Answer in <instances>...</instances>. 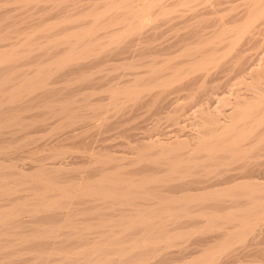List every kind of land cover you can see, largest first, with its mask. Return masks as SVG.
Wrapping results in <instances>:
<instances>
[{
    "label": "bare ground",
    "instance_id": "bare-ground-1",
    "mask_svg": "<svg viewBox=\"0 0 264 264\" xmlns=\"http://www.w3.org/2000/svg\"><path fill=\"white\" fill-rule=\"evenodd\" d=\"M82 1L0 7V264H264L241 261L264 237V63L245 52L264 50V0H248L232 21L222 10L237 5L216 7L226 0ZM227 70L252 88L225 100L228 110L193 107L205 121L194 125V147L176 133L132 144L127 159L92 145L96 124L75 123L124 98L191 93ZM184 109L183 118L194 112ZM50 118L70 128L46 143L37 129ZM66 142L85 151L84 169L65 160ZM253 232L263 237L233 247Z\"/></svg>",
    "mask_w": 264,
    "mask_h": 264
},
{
    "label": "rangeland",
    "instance_id": "rangeland-1",
    "mask_svg": "<svg viewBox=\"0 0 264 264\" xmlns=\"http://www.w3.org/2000/svg\"><path fill=\"white\" fill-rule=\"evenodd\" d=\"M1 1V0H0ZM8 1V0H7ZM9 1H12L11 3L9 2H7V5H5L4 4V1H2L1 3V5L3 6H6V8H5V11L8 9L9 11H11V10H17L16 9V7H15V9H14V5L16 6L17 5V3H14V5H13V0H9ZM17 0H14V2H16ZM164 1V0H163ZM171 1H173V0H167V1H165L166 3H169V2H171ZM196 0H194L193 2H192V4L195 2ZM198 1V0H197ZM227 2H223V3H221V5L219 4V5H217L216 7H218V8H224V7H226V6H229L230 4H234V7H233V4L232 5H230V6H232L233 8H235V5H237L236 6V8H235V10H232L231 11V13H229L230 12V10H229V12H228V10H222V12H227V14H226V19L228 20V19H230V16L231 15H234L235 13H237L238 11V13L237 14H244L245 12H247V11H245L244 12V10L246 9V4H247V2H249L248 0H226ZM242 1V2H241ZM251 1V0H250ZM82 2H85V0H83ZM200 2H202L201 0L199 1V2H195V4L197 3V4H199ZM229 2H230V4H229ZM237 3V4H236ZM243 3H244V5H243ZM249 3H251V2H249ZM8 4H10V5H8ZM229 4V5H228ZM1 5H0V7H1ZM199 5H201V3L199 4ZM225 5V6H224ZM243 5V6H242ZM7 6H9L8 8H7ZM249 6H250V4H249ZM197 7V6H196ZM3 8V9H4ZM12 8V9H11ZM247 8H248V10H249V7L247 6ZM1 9V8H0ZM241 10V11H240ZM1 11H2V9H1ZM1 11H0V13H1ZM4 11V10H3ZM13 11V13H11V15L12 14H14L15 12ZM243 11V12H242ZM12 12V11H11ZM16 12H18V10L16 11ZM19 13V12H18ZM228 14L230 15V16H228ZM12 18V20H15L16 18L15 17H11ZM10 18V19H11ZM15 18V19H14ZM31 19V20H30ZM30 19H28L27 21H29V22H25V25H24V23H18L19 24V27H23L24 28V26L26 27V26H28V25H30V24H34L35 22H36V20L38 19V17H36V19L33 17V18H30ZM34 19H35V21H34ZM9 20V19H8ZM11 21V20H10ZM30 21H32L31 23H30ZM34 21V22H33ZM53 21V20H52ZM230 21H232V19H230ZM49 22V21H48ZM51 22V21H50ZM26 23H28V25H26ZM23 24V25H22ZM168 33L169 34H172L171 32H167L165 35H166V37H169V35H168ZM172 36H173V34H172ZM170 37H171V35H170ZM249 45V44H248ZM244 46H246L247 47V45L245 44ZM248 48V47H247ZM246 52V54H248L247 52H249V55L251 56V58H253V60H254V62H259V63H264V50L262 51L261 49H250V50H246L245 51ZM32 54V55H31ZM31 56H34V54H36V51L35 52H31ZM126 54V53H125ZM125 54H121V55H119V56H114L113 58H122L123 56H127V55H125ZM30 56V57H31ZM112 57V56H111ZM109 59H111L110 58V56H109ZM110 61V60H109ZM118 61V60H117ZM108 63H112V61H110V62H107V63H102V65L105 67V65H107ZM101 65V66H102ZM104 67H101V68H104ZM135 70V69H134ZM120 71V72H119ZM121 69H118V71H114V72H111V74H113L114 75V73L116 74V72H118V73H121ZM127 71H132V70H126V72ZM227 72V73H226ZM112 75V76H113ZM114 76H116V77H114V79H113V81L115 80V78H118V77H120V75L119 76H117V75H114ZM241 77V75H238V74H236L235 75V71L234 70H232V71H230V70H227V71H223V72H221V73H219V78H218V80L217 81H215V83L213 84V83H207V84H204V85H198V86H196L195 87V89H193V91L191 90V93H188V92H190V91H183V90H181V91H176V92H173V93H171V94H163L162 96L160 95L159 96V98H158V101H157V96L156 97H152L151 99H148L147 101L146 100H144L145 102H138V100L137 99H133V98H131V99H128V98H124V99H122L120 102H119V100H118V103H120V104H118V103H116V105H111V108H110V106H109V108L110 109H108V113L106 114V118L104 117V116H102V115H100V114H97V113H94L95 114V116H94V114L92 113L91 114V112H89L88 113V110H84L83 112H85L86 113V115L85 114H83V115H81V118L84 116H90L89 114H91V116H92V118H91V120H89L88 119V117H85V118H87V119H85V121L83 120L84 119V117L82 118V120H81V118L79 117V118H77V119H75L76 121H75V123L77 124V122L78 123H82V122H91V123H93L95 126L93 127L94 129H92L91 130V132L94 134V142L92 143V145L93 146H95V148H98V147H101V146H103V147H108V148H106V151L104 152V153H107V152H109V153H115V154H122V155H125L126 156V158L128 157L129 159L133 156V157H135V155H136V149L134 150V148H133V146H131L132 144L134 145V147H137V146H141L142 144L144 145V142L143 141H146L145 142V144L146 143H148V144H150L152 141L151 140H153V139H155V137H156V139L157 138H163V137H166L167 135H169V137H173V136H170V135H176V133H177V135H180L179 137H181V138H187L188 139V142H190V143H188V142H186V143H188V144H191V145H189V146H192L193 145V142H194V144H195V141L197 140H193L194 138H193V134H194V132L196 133V131L194 130V128L196 129L197 127L195 126L194 127V125H195V123L197 124V123H199L198 121H200V123L201 124H203L204 125V120H202L201 118H199L198 119V117L197 118H195L196 117V115L198 114V112H196L195 110H194V108L198 111L201 107H205V106H209V105H216L217 103V105L218 106H221V108H223V106H224V108L223 109H225V110H228L229 108H230V105H227L226 106V104L224 103V101L226 100L227 102H231V101H234L237 97V95H236V93H249V89L250 88H252L250 85H248L249 84V80H246V79H242V77ZM113 78V77H112ZM125 78H127V77H123L122 79H125ZM120 79V81H119V83L121 82V77L119 78ZM244 80L243 82H241L242 80ZM123 81V80H122ZM115 82V81H114ZM118 82V81H117ZM220 82V83H219ZM244 82H246V84H244ZM113 83V82H112ZM239 84V85H238ZM260 89H264V86H262V85H260V87H259ZM227 89V90H226ZM202 90V91H201ZM230 90V91H229ZM100 92L102 93V91H99L98 93L99 94H96V96L97 95H100V98H102L103 96H102V94H100ZM194 92V93H193ZM202 92V93H201ZM213 92V93H212ZM229 92V93H228ZM106 93V92H105ZM191 94H193V96L191 95ZM208 94V95H207ZM105 96H107L106 94H104ZM171 95V96H170ZM260 93L258 94H255L254 95V98L252 99V100H255L256 98H259L260 96ZM96 96H95V99H96V101H98V100H100V102H98V103H105L106 101H107V99H106V97H105V99L103 98L102 99V101H101V99L100 98H96ZM102 96V97H101ZM97 97H99V96H97ZM160 97H161V99H160ZM198 97V98H197ZM154 98H155V100H154ZM208 98V99H207ZM219 98V99H218ZM98 99V100H97ZM160 99V100H159ZM105 100V101H104ZM163 100V101H162ZM166 100V101H165ZM198 100H200L201 102H199ZM137 101V102H136ZM149 101V102H148ZM162 101V102H161ZM208 101V102H207ZM93 102H95V100L93 101ZM147 102V103H146ZM167 102V103H166ZM169 102V103H168ZM197 102V103H196ZM214 102V103H213ZM140 103H143V104H140ZM179 103V104H178ZM196 103V104H195ZM201 103V104H200ZM224 103V105H222ZM241 105H239V106H237V108H238V110H237V108L235 109L236 111H239V110H241V109H243L244 108V106L243 105H245L244 103V100H241ZM125 104V105H124ZM146 104V105H145ZM151 104V105H150ZM203 104H205V105H203ZM124 106V107H122V106ZM131 105H134V107L133 106H131ZM139 105H141L140 106V109H139V107L138 106ZM192 105V106H191ZM246 105H247V103H246ZM112 106H115V109H116V111H118L119 113H117L115 110H114V107H112ZM121 106V107H120ZM190 106H191V108H190ZM117 107V108H116ZM126 107V108H125ZM137 107H138V110H137ZM157 107V108H156ZM177 109H176V108ZM179 107H181V109L179 108ZM194 107V108H193ZM199 107V108H198ZM229 107V108H228ZM108 108V107H107ZM119 108V109H118ZM122 108H124V109H122ZM182 108L184 109H188L190 112H192V110H194V112H192V113H189L188 112V110H187V112H186V114H184L185 113V109H184V115L183 116H186L188 113V116L187 117H181V115H182ZM113 109V110H112ZM118 109V110H117ZM178 109H179V111H182L181 113H180V115H179V111H178ZM191 109V110H190ZM177 110V111H176ZM116 112V115H114V113ZM132 112V113H131ZM170 112V113H169ZM172 113V115H170ZM174 113H176V114H174ZM88 114V115H87ZM119 114V115H118ZM190 114H191V116H190ZM121 115V116H120ZM168 115H170V117L168 116ZM178 116L179 115V117H176V116ZM102 116V117H101ZM165 116V117H164ZM173 116V117H172ZM118 117V118H117ZM123 117V118H122ZM175 117V118H174ZM105 120H104V119ZM110 120V122L108 121V119ZM51 120H52V118H50ZM50 119H48V120H50ZM112 119V120H111ZM114 119V120H113ZM116 119V120H115ZM192 119V120H191ZM47 120V121H48ZM51 120L47 123L48 125H50V126H48V125H46L45 127H43V128H38L37 129V131L39 130V129H42L43 130V133H42V131L41 130H39V132L40 133H38L39 135H41V136H39L38 134V136L39 137H42L43 138V135L46 137H44L45 139H39L40 141L42 140V141H45L46 139H48V141H49V139H50V141H51V139H54L56 136H61V135H63V134H65L67 131H69V124L67 125V121L65 122L64 121V119H62L63 120V122H61L59 119V121H60V123H59V121L56 119V118H53V122L51 123ZM95 120H96V122H95ZM99 120V121H98ZM101 120V121H100ZM46 121V122H47ZM95 123H94V122ZM197 121V122H196ZM204 121V122H203ZM88 122V123H89ZM51 123V124H50ZM66 123V124H65ZM99 123V124H98ZM54 124V125H53ZM57 126H56V125ZM106 124V127L104 126ZM169 124V125H168ZM205 124H207V123H205ZM51 125H53V126H51ZM67 125V126H66ZM101 125H103V126H101ZM57 128H56V127ZM60 126H61V129H60ZM97 126V127H96ZM179 126V127H178ZM53 127V128H52ZM67 127H69V128H67ZM100 127V128H99ZM102 127H103V129H102ZM98 130H97V129ZM125 128V129H124ZM181 128V129H180ZM188 128H190V129H188ZM45 129V130H44ZM47 129V130H46ZM58 129V130H57ZM99 129H101V130H99ZM48 130H50V131H48ZM51 130H53V131H55L54 133L51 131ZM60 130V131H59ZM62 130V131H61ZM184 130V131H183ZM49 133H48V132ZM58 132V134H60V135H57V134H55V133H57ZM99 131V132H98ZM125 131V132H124ZM193 131V132H192ZM46 132L49 134V135H47L46 134ZM149 132H151V133H149ZM155 132V133H154ZM37 133V132H36ZM62 133V134H61ZM35 134V133H34ZM43 134V135H42ZM53 134V138H49V136H51ZM192 134V135H191ZM36 135V136H37ZM174 135V136H175ZM190 135H191V138H189L190 137ZM55 136V137H54ZM144 136V137H143ZM189 136V137H188ZM36 138H38V137H36ZM124 138V139H123ZM186 139V140H187ZM147 140H150V141H147ZM158 140V139H157ZM190 140V141H189ZM132 141V142H131ZM143 142L142 144H141V142ZM153 141H156V140H153ZM140 142V143H139ZM35 143H37L38 145L41 143L42 144V142H39L38 140H36V142ZM44 143V142H43ZM46 143H48L47 142V140H46ZM128 143V144H127ZM136 143L137 144H139V145H136ZM130 144V145H129ZM148 144H146V145H148ZM196 144H197V142H196ZM67 142L65 143V146L64 147H66L67 148V146H69L70 148H71V150H70V148L68 147V149L70 150V152H68V149H67V157L65 158V160H73V162H74V160H75V164H78V165H76V166H79V168L80 169H84L83 167H86L87 165H88V162H87V156H85L86 155V153H85V151L82 149V148H78L77 146H75V148L73 147V145H72V147L68 144L67 146ZM100 145V146H99ZM129 145V146H128ZM136 145V146H135ZM139 146V147H140ZM145 146V145H144ZM195 145H193L192 147H194ZM142 147V146H141ZM65 148V149H66ZM133 148V149H132ZM97 150V149H96ZM102 150V149H101ZM101 150H98V154H100L101 152ZM109 150V151H108ZM45 151V152H44ZM75 151V152H74ZM103 151V150H102ZM131 151H135V152H131ZM42 152V151H41ZM40 151H36V152H34V153H31L30 155H31V157H44V155L46 154V150H43V152L41 153ZM47 152H49L48 150H47ZM84 152V153H83ZM83 153V154H82ZM103 152L101 153V154H104ZM132 153V154H131ZM85 154V155H84ZM98 154H96V155H98ZM134 154V155H133ZM27 156L29 155V154H26ZM29 155V156H30ZM36 155V156H35ZM83 155V156H82ZM95 155V156H96ZM131 156V157H130ZM86 157V158H85ZM132 157V158H133ZM24 157H21V160H19V161H15V162H19L18 164L20 165V163L21 162H23L22 164L24 165V164H26L25 163V159H23ZM127 158V159H128ZM263 159H264V157H262ZM44 159V158H43ZM126 159V160H127ZM261 159V158H260ZM262 159V160H263ZM23 160H25V161H23ZM51 158L50 159H45V161L44 162H51ZM53 161V160H52ZM79 161V162H78ZM26 162H28V160L26 161ZM78 162V163H77ZM82 163H84V164H82ZM21 164V165H22ZM28 164H29V162H28ZM87 164V165H86ZM142 164H144V163H142ZM234 165H236V164H234ZM233 164L231 165L232 167H230V170L233 168V166H234ZM26 166H28L27 164H26ZM234 167H236V166H234ZM229 170V171H230ZM232 171V170H231ZM230 171V172H231ZM221 175V174H220ZM158 184H160V183H158ZM253 234V235H252ZM250 233V234H248L247 235V237H246V239L248 238V236L250 237V235H252L251 237H253V238H249V239H247L246 240V242L244 241V242H240V243H234L233 244V247L234 248H236V250L239 248L240 249V247H242V246H245V245H247L249 242V240L250 239H257V238H259V237H263L261 234L260 235H257L256 234V232H253V233ZM255 235V236H254ZM263 239V241L262 242H260L259 244H257V242H253V243H249L246 247L247 248H245L246 249V252L247 253H249V256H246V257H242V259H241V261L242 262H262V261H264V237L262 238ZM244 243H246V244H244ZM237 244V245H236ZM240 244H241V246H240ZM256 244V245H255ZM236 245V246H235ZM260 245V246H259ZM250 247V248H249ZM254 247V248H253ZM259 247H261V248H259ZM251 249V250H249V249ZM248 250V251H247ZM256 250V251H255ZM235 252H237V251H235ZM251 252V253H250ZM258 252H259V254H258ZM254 258V259H253Z\"/></svg>",
    "mask_w": 264,
    "mask_h": 264
}]
</instances>
